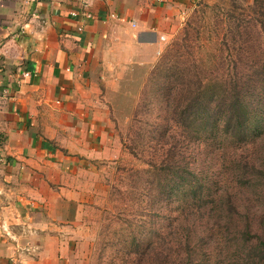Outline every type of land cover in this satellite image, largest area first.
<instances>
[{
    "label": "crops",
    "instance_id": "obj_1",
    "mask_svg": "<svg viewBox=\"0 0 264 264\" xmlns=\"http://www.w3.org/2000/svg\"><path fill=\"white\" fill-rule=\"evenodd\" d=\"M184 3L0 0V264H83L79 175L110 156L109 87L152 66Z\"/></svg>",
    "mask_w": 264,
    "mask_h": 264
},
{
    "label": "rangeland",
    "instance_id": "obj_2",
    "mask_svg": "<svg viewBox=\"0 0 264 264\" xmlns=\"http://www.w3.org/2000/svg\"><path fill=\"white\" fill-rule=\"evenodd\" d=\"M250 2L252 0H185L171 19L162 49L152 66L131 69L126 77L119 79L116 87L112 86L114 90L109 87L111 132L98 144L102 150L108 148L110 156L89 159L88 168L82 169L79 175L82 201L77 228L83 264H143L152 253L144 254L146 246L165 236L174 220L184 223L182 206L193 203V185L185 182L170 197L168 187L157 185L160 177L153 167L142 179V172L150 167L147 162L162 140L170 143L172 133L182 139L190 135L179 124L168 130L166 89L176 85V80L182 82L187 78L195 82L201 76L211 85L217 84L216 91L223 92L231 88L230 80L237 73L253 72L250 66L260 59L264 64V30L255 33L260 23L247 26L249 32L246 33L236 32L234 28V23H239L242 17L237 7L241 3L247 8ZM222 18L231 22L224 24ZM184 39L188 48L179 55L177 44ZM167 57L168 62L163 64ZM250 117L246 141L238 142L226 136L220 126L204 134L194 131L195 138L188 140L191 149H198L202 162L206 157V165L209 163L215 179L221 183L230 175L238 155L246 154L264 165V102ZM59 144L55 146L62 148ZM149 178L151 183L147 182ZM246 196L255 204L252 214L261 218L264 192L259 199L254 194ZM197 227L199 234L206 233L205 244L200 248L195 243L196 233L190 232L193 239L190 246L199 257L206 252L213 264H245V253L236 250L239 242L225 240L226 231L221 225L207 224L205 219ZM217 239L221 240L216 242ZM168 240L171 241V236ZM173 241L174 247L180 243L178 239ZM206 243L213 246L209 248Z\"/></svg>",
    "mask_w": 264,
    "mask_h": 264
},
{
    "label": "trees",
    "instance_id": "obj_3",
    "mask_svg": "<svg viewBox=\"0 0 264 264\" xmlns=\"http://www.w3.org/2000/svg\"><path fill=\"white\" fill-rule=\"evenodd\" d=\"M247 6L246 8L241 3L240 7L235 5L242 15L239 23H234L235 31L249 32L247 26L257 22L260 25L255 29V33L262 32L264 0H252ZM228 12L229 9H226V13ZM222 20L224 24L231 22L227 18ZM186 42L187 39H184L177 44L179 55L187 51ZM168 60L169 57L162 63L166 64ZM260 62L261 59L250 66L253 68L251 73H237L230 80L231 88L223 92L216 91L217 84L213 86L201 76L195 82L187 78H183L182 82L176 80V85L167 87L165 121L168 130L172 129L174 124H179L190 135L182 139L172 133L173 140L170 143L162 140L147 162L150 167L145 173L142 172V179L149 175L153 167L160 177L157 185L168 187L170 197L178 192L181 185L189 181L193 185L191 191L194 201L186 207L182 206L183 224L179 219L177 223L174 220L165 236L146 246L144 254L148 251L152 253L144 259L143 264H205V261L207 264H213L206 252L199 257L196 249L190 246L193 240L190 232L197 235L196 245L200 248L204 246L206 233L199 234L197 225L200 226L205 219L207 224L213 225L216 222L225 229V240L239 242L236 250L245 253V264H264V215L257 218L252 214L251 210L255 204L246 196L254 194L259 199L260 193L264 192V165L254 162L246 154L238 155V158H234L230 175L221 183L215 179L209 163L206 165V157L202 162L198 149H191L188 143V140L195 138L194 131L200 130L201 134L214 132L217 126L222 127L226 136L229 135L238 142L249 138L250 116L264 102V64ZM258 74L260 76H257ZM205 154L208 156L206 151ZM193 165L195 167H192ZM147 182L151 183L150 178ZM225 212L228 213L224 215ZM170 236L171 241L168 240ZM175 239L180 240L177 247L172 245ZM220 240L217 239L216 242ZM206 244L209 248L213 246L211 243Z\"/></svg>",
    "mask_w": 264,
    "mask_h": 264
},
{
    "label": "built area",
    "instance_id": "obj_4",
    "mask_svg": "<svg viewBox=\"0 0 264 264\" xmlns=\"http://www.w3.org/2000/svg\"><path fill=\"white\" fill-rule=\"evenodd\" d=\"M162 38H164V37H162Z\"/></svg>",
    "mask_w": 264,
    "mask_h": 264
}]
</instances>
